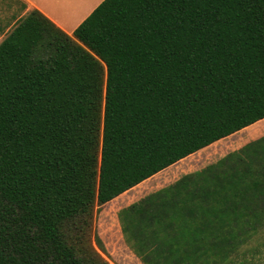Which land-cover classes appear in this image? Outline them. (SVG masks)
I'll use <instances>...</instances> for the list:
<instances>
[{"label": "trees", "instance_id": "1", "mask_svg": "<svg viewBox=\"0 0 264 264\" xmlns=\"http://www.w3.org/2000/svg\"><path fill=\"white\" fill-rule=\"evenodd\" d=\"M263 119L264 0L30 11L0 41V264H112L96 210ZM118 216L144 264H264V133Z\"/></svg>", "mask_w": 264, "mask_h": 264}, {"label": "crops", "instance_id": "2", "mask_svg": "<svg viewBox=\"0 0 264 264\" xmlns=\"http://www.w3.org/2000/svg\"><path fill=\"white\" fill-rule=\"evenodd\" d=\"M102 1L103 0H100L91 5L92 0H0V41H2V39L17 25V23L23 17H25L30 11L34 9L40 10L46 17H48L57 26L62 28L65 32L69 33L70 35H73V32L75 31V29L92 13V11ZM259 122H256L252 125H255ZM244 129L237 131L236 133L230 136L237 135V133L243 131ZM260 133H262L260 132V130L255 131L248 137H250L251 139L252 136L255 137L254 135H259ZM250 139L241 143L234 149H237L238 147H240L241 145H243ZM227 153L223 154L218 159H220ZM178 162L164 168L163 170L145 179L144 181L138 183L134 187L128 189L127 191L123 192L122 194L118 195L117 197H115L114 199H112L111 201L105 204L103 211H104V216H106L107 218V223L109 222L114 223L117 226L118 230L121 231L122 233V238L125 241V243H126V240H125V237L122 231L121 222L119 220L118 213L125 207L133 204L134 202L139 201L145 196L163 187L170 185L174 181L178 180L184 174L197 170L195 169L192 171L185 172L179 175L178 177H176L175 179H173L172 181H170L169 183L164 184L163 186H160V187H156L157 186L156 184L160 183L162 180V178H158L159 175H161L162 173H165V172L169 173L165 175L166 177H171V176L175 177V174H173V172H167V171L168 169H171V167L176 165ZM131 238H132L131 240H134V237H131ZM130 250L133 252L131 248Z\"/></svg>", "mask_w": 264, "mask_h": 264}, {"label": "rangeland", "instance_id": "3", "mask_svg": "<svg viewBox=\"0 0 264 264\" xmlns=\"http://www.w3.org/2000/svg\"><path fill=\"white\" fill-rule=\"evenodd\" d=\"M98 1L100 0H92L91 5ZM259 130L260 132L264 133V119L255 125L246 127L243 131L237 133V135H229V137L227 136L225 138H222L221 140L216 141L208 145L207 147H204L190 154L189 156L179 161L176 165L171 167V169H168L167 172H173V174H175V177H166L165 175L169 174L166 172L159 175L158 178H162V180L160 183L156 184V187H160L164 184L169 183L185 172L202 168L208 163L218 159L228 151L236 148L241 143L250 139V137L248 136ZM259 135L254 136L257 137ZM252 138L254 137L252 136L251 139ZM104 207L105 205L100 208V211L96 210L95 224L96 229L106 246V252H102L103 255L112 264H143V262L127 246L122 238V233L118 230L117 226L114 223H107V218L106 216H104L103 211ZM261 254V258H264V253Z\"/></svg>", "mask_w": 264, "mask_h": 264}]
</instances>
